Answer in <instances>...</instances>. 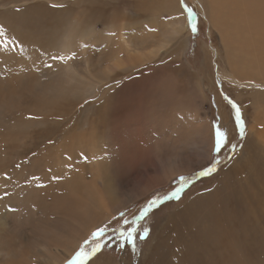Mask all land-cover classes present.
<instances>
[{"label": "bare ground", "instance_id": "6f19581e", "mask_svg": "<svg viewBox=\"0 0 264 264\" xmlns=\"http://www.w3.org/2000/svg\"><path fill=\"white\" fill-rule=\"evenodd\" d=\"M202 2L188 0L198 9ZM205 3L227 57L218 75L239 93L244 119L253 112V123L212 190L162 229L152 249L156 264H184L181 252L231 264L248 238L251 248L254 238L264 242V0ZM178 10L179 0H0V25L25 44L23 54L0 58L12 69L8 83L20 85L0 84V264H63L106 216L134 201L136 187L147 193L204 163L212 119L202 117L205 86L187 79V21L166 19ZM69 49L77 54L71 71H28ZM105 83L111 87L101 90ZM208 84L214 92L213 78ZM215 96L225 125L228 113ZM101 156L110 159L101 163ZM24 210L32 212L28 232Z\"/></svg>", "mask_w": 264, "mask_h": 264}, {"label": "snow or ice", "instance_id": "6c2138e0", "mask_svg": "<svg viewBox=\"0 0 264 264\" xmlns=\"http://www.w3.org/2000/svg\"><path fill=\"white\" fill-rule=\"evenodd\" d=\"M126 2V0H125ZM51 7L64 8V5H52ZM210 5L206 3H200L199 9L194 4L188 3V0H179V10L174 17H166V19L185 18L187 21V28L193 37L197 36L200 31L199 17L200 12H205V18H207L206 9ZM21 11V9H16ZM149 31L155 32L156 28H149L145 25ZM115 35V33H112ZM81 46L79 43L77 47ZM83 47H88L87 43L82 44ZM25 51L24 41L14 35H8L5 26L0 25V58L23 54ZM169 60H171V53H166ZM77 54L75 49H69L67 52L62 53L57 51L55 54L48 55V59L44 60L42 64H36L33 62L32 66L28 71H35L43 74L44 69L50 71L55 70L58 72H69L71 66L68 65V61H75ZM160 64L166 63L162 56L159 60ZM63 66V67H61ZM147 67L148 64L146 63ZM179 67V65H177ZM12 69L7 65H0V84H4L7 88L19 87V83L16 85L8 83V78L11 76ZM111 85L105 83L101 90L110 88ZM221 97L230 106L229 118L233 123L232 132L222 126V119L217 117L210 126L209 131V146L207 149V156L204 163L195 172L186 175H180L172 180L173 188L172 191L166 195L157 194L152 199L148 200L143 206H141L136 214L129 215L127 210L117 209L112 214L108 215L98 224L89 235L77 246L72 255L65 261V264H108L106 253L115 252L123 255L130 250L132 255L140 256L142 252L139 244H142L148 239L151 229L141 224V221L145 220L147 215L155 208L163 205L166 202L179 200L186 187L191 186L195 181L210 177L219 172L222 167L230 165L231 162L236 158L238 154V148H243L242 144H238L233 139V133L238 136L239 140H244L246 137V125L245 119L242 113L241 105L232 99L226 92L223 91L221 86ZM98 100L99 98L96 97ZM92 101L85 99L84 104L91 103ZM81 107L84 105L81 104ZM30 119L38 120L39 116L29 117ZM52 143V141H49ZM35 155V154H34ZM67 159H71L70 156ZM80 159L85 162L89 161V158L83 153L80 154ZM93 157V160H96ZM101 163L110 157L101 156L98 158ZM20 167L19 164L16 165ZM71 170V169H70ZM79 172V169H75ZM87 178V177H86ZM56 180L62 181L65 179L64 176H56ZM72 179L71 176L68 177ZM68 189H61L59 194L66 195ZM7 195V193H5Z\"/></svg>", "mask_w": 264, "mask_h": 264}, {"label": "rangeland", "instance_id": "374dc122", "mask_svg": "<svg viewBox=\"0 0 264 264\" xmlns=\"http://www.w3.org/2000/svg\"><path fill=\"white\" fill-rule=\"evenodd\" d=\"M203 2L205 3V0H203ZM210 24L211 22L209 23V21L205 18V15L202 12H200L199 34L195 37L192 36L190 31L186 34L188 46H187L186 52L184 53V61L186 62L189 69L192 71V75L187 76V79L190 82V85L193 86L196 81L201 80L202 85L205 86L204 89L206 92L205 95H206L207 101H206V104L204 105V110H202V114H203L202 117L204 116V114L207 113L208 115H210L212 122H213L217 117H220L222 119V117L220 116L219 103L216 102V96H215V94L221 93V86H222L223 91L226 92L232 99H234L238 104H240V102L239 100L236 99L239 93L237 91H233L232 86L230 84H226L224 82L225 80L221 78V76L218 75V69L227 70V66H226L227 57L224 51L225 46L221 40L219 32L216 30L215 27L212 26V24L211 25ZM211 78H213V81L215 82L216 90L214 92L210 89V85L208 84ZM246 96L248 97L247 94H244L242 98H247ZM220 97H221V94H220ZM221 100L229 116L230 106L227 104L225 100L222 99V97H221ZM86 111L87 110L85 109L83 112L86 113ZM242 113H243V109H242ZM249 113H250V118H245L246 134L248 132V129L253 123L252 118H251V114H253V112L249 110ZM222 126L227 127L230 131L233 129V123L231 120L229 121V123L225 125L222 122ZM233 138L238 144H242V145L244 144V141L246 139L245 137L244 140H239L238 136H236L235 133H233ZM33 149H35V147L29 148L26 151V153L33 151ZM240 150L241 148H238V151ZM227 166L222 167V169L224 170L225 168H227ZM222 169L210 177L202 178V179L195 181L194 183L191 184V186L185 188L184 192L181 195V198L178 201L173 200V201L164 203L163 205L151 211L147 215L145 220L141 221V224L143 226L149 227L151 229L148 239L142 244H139L142 255L140 256L132 255L129 250L123 255L112 252V253H106V256L116 260L117 264L118 263L120 264H156L157 262L156 258L160 256L158 255L155 256V252L152 251V249L154 248L156 243L159 241L162 235V229L166 227L167 223L169 222V220H171V218L174 219L176 210H178L180 207L185 205L196 195L201 194V193L210 192L213 186L218 181L219 178H217V176L219 177ZM127 188H129L130 191L131 190L134 191L135 187H133V184L130 183V185H128ZM172 188H173V184L172 182H170L168 185L156 187L154 188V190L148 191L146 193L145 187L138 186L136 187V191L134 192V194L132 193L134 196V201L131 202L130 204H126L122 210H127L130 216L133 214H136L138 209L141 206H143L145 203H147L148 200L152 199L157 194L161 196L166 195L172 191ZM144 192L145 194H142ZM24 213L32 214V212H29L27 210H24ZM28 215L29 216L24 217V223H22L23 225H21L23 232H28V230L31 228V225H32V217L30 214ZM254 225L255 224L253 223L252 233L257 232L256 228L253 227ZM260 235L264 239V226L263 225L261 226ZM26 237L24 239H26ZM249 241L250 239L248 238L246 242L241 243L243 253L238 252V254L236 255L238 256L242 254L241 259L235 257L234 260H232L231 264H264V242L260 244V239L258 240L254 238V240H252L254 241V244H253V247L251 248V246L248 243ZM208 243L211 244V242L209 241ZM163 248H161V250ZM151 251L153 255L148 257ZM165 251L166 250L161 251L160 254H164ZM72 253L68 255L66 260L72 255ZM192 255L198 258L197 261L193 259ZM179 257L182 263L184 264H220L221 262L219 258L211 259L206 252H201V253H196V254L190 253L187 255L181 252ZM65 261L63 264H65ZM16 262H18V260H16Z\"/></svg>", "mask_w": 264, "mask_h": 264}]
</instances>
